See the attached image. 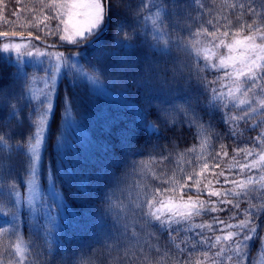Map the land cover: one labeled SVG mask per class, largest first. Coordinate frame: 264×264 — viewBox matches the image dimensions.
<instances>
[{"label":"snow or ice","instance_id":"1","mask_svg":"<svg viewBox=\"0 0 264 264\" xmlns=\"http://www.w3.org/2000/svg\"><path fill=\"white\" fill-rule=\"evenodd\" d=\"M47 7L54 14L41 23L58 21L45 25L46 35L73 45L67 56L46 50L55 44L0 40V264H57L53 230L37 215L55 220L62 187L92 195L90 177L64 169L60 126L76 121L77 89L103 90L109 78L122 97H139L137 124L152 135L138 147L129 141L119 176L105 170L100 231L87 254L71 249L65 264H85V256L87 264H256L252 249L264 256V0L208 7L205 0H51ZM109 29L111 42L82 63ZM8 66L15 71L6 73ZM65 80L61 95L56 85ZM241 124L258 134L229 158L223 139L242 137ZM184 128L197 144L181 151L179 137L164 133ZM25 209L35 221L27 240Z\"/></svg>","mask_w":264,"mask_h":264},{"label":"trees","instance_id":"2","mask_svg":"<svg viewBox=\"0 0 264 264\" xmlns=\"http://www.w3.org/2000/svg\"><path fill=\"white\" fill-rule=\"evenodd\" d=\"M49 3H51V0H0V18H4L5 20L2 27H0V32H8V35L32 36L34 38L28 39L34 43H37L35 39L37 36L44 42L53 44L62 43L58 37L55 38L46 35V29L50 28L52 24L56 27L58 23L57 20L49 19L41 23L44 16L52 17L54 14L55 10L47 7ZM205 3L206 7H208L211 4V0H205ZM215 3L219 5L221 0H215ZM8 7L9 9H11V7H13V9L18 7L16 12L22 8V13L25 14L26 12L28 14L29 18H31V22L26 25L28 28L25 30L9 29L7 26ZM29 18L27 17L28 21ZM37 18L41 19L40 26L36 21ZM115 19L116 17L114 15V22ZM45 25H47L48 28H46ZM110 33L111 29H109V33L106 34L104 40L97 42L95 48L88 49L87 53L80 58L82 63L87 64L89 61H92L94 57L99 54V50L102 49L105 44L111 42ZM0 40L11 42L10 39ZM57 49L66 52V55L75 50V48L67 47H54L48 50L52 51ZM176 55L183 57V53H177ZM0 67H3V65H0ZM28 70L31 71L30 68ZM4 71L6 73H12L15 69L14 67L8 66L4 68ZM211 78L212 75H209V79ZM66 84L67 80L59 83L57 87L61 95L63 94V89ZM106 84L108 86L103 90H93L90 94L85 89H77L75 99L76 109L74 110L76 121L71 127L67 124L60 126V133L64 134L66 137L64 149L61 154V158L64 161V169H71L78 174L90 177L89 188L92 191V195L90 197L82 193L77 195L75 187L69 189L61 186L62 200L64 203L61 207L53 211L55 220L50 221L48 218H38L41 225L50 227L53 230L52 239L54 240L55 246L58 247V251L55 255L57 264H65V261H70L71 249H77V251H79L80 248H83V252L85 254L88 253L87 246L93 244V238L99 233L100 225L103 222L100 212L103 189L107 182L104 175L105 170L115 172L116 175L119 176L123 170L121 162L123 160V154L128 151L127 146L129 141L138 139V147L139 143H143L144 139L152 135L150 132H145V130L137 124V120L139 119L137 105L143 107L139 97H122L119 86H111V78L106 81ZM57 116L59 118V112ZM25 126L27 127V124H25ZM216 129L222 134L226 132L225 126L218 122V117ZM240 130L243 131V136L238 140L234 141L228 136H225L223 139V143L228 146L227 151L229 158L233 155L234 148L242 147L245 144L250 145L249 138L255 137L258 134L256 131H249L248 126L244 124L240 125ZM53 132H55V126H53ZM193 132L194 130L189 131L187 128H184L175 134L172 132H165L164 135L169 139L179 137L177 143L182 151L197 144ZM153 139H155L154 136ZM165 142L164 140L161 141V143ZM213 143L218 147V142L215 139H213ZM53 158L55 157L53 156ZM227 162L228 160L226 158L225 163ZM118 164L120 165V170H117ZM41 185L46 194L48 184L46 182H41ZM21 191H25L23 185L21 186ZM117 195H119V191H117ZM240 207L243 209L246 205L242 203ZM24 212L25 214L21 221V231L24 238L27 240L33 238V226L35 221L31 213H26L25 210ZM219 215L221 218H225L228 213H219ZM3 219V217H0V221H3ZM197 219L199 220L200 218ZM203 219L207 220L209 218L205 216ZM43 230L42 228L41 233H43ZM40 242L41 244L43 243L42 240ZM66 242L71 243L68 244ZM94 246L97 248L100 247L98 244ZM251 255L252 257H256L258 261L259 257L255 248L252 249ZM85 264H87L86 256Z\"/></svg>","mask_w":264,"mask_h":264},{"label":"rangeland","instance_id":"3","mask_svg":"<svg viewBox=\"0 0 264 264\" xmlns=\"http://www.w3.org/2000/svg\"><path fill=\"white\" fill-rule=\"evenodd\" d=\"M18 7H20V6H18ZM18 7H16V8H14L13 9V7H11V9H9V7H8V10H7V26L9 27V29L11 30H14V29H17V30H25L26 28H28L26 25L27 24H29L30 22H31V18H29V16H28V14L25 12V14H23L22 13V8H20V10L18 11V12H16L17 10H18ZM27 17L29 18V21H28V19H27ZM0 27H2V25L4 24V22H5V20H4V18H0ZM40 20L41 19H39V18H37V23H38V25L40 24ZM36 21H35V24H36ZM32 22H33V20H32ZM41 25H43V24H41ZM40 26V25H39ZM62 27V26H61ZM50 28H52V29H55V27L53 26V24L51 25V27ZM47 30L48 29H46V32H47ZM62 34V33H61ZM48 36H52V37H55V38H57L58 37V39H59V36L55 33V32H53L51 35H48ZM0 38H2V37H0ZM11 40V42H17V43H27L30 39H10ZM61 42V41H60ZM46 43H48V44H50V45H52L53 43H49V42H46ZM31 44H34V45H37V46H39V47H41V46H46L45 44H43L42 42H41V40L39 41V40H37V43H34V42H31ZM39 44V45H38ZM56 45V47L57 48H60V47H67V46H71V44H67V45H65L63 42L62 43H60V44H55ZM41 48H45V47H41ZM67 48H70V47H67ZM46 50H48V49H46ZM49 51V50H48ZM53 52H63L64 54H65V56H67L66 55V52H64V51H59V49H57V50H52ZM58 85H59V83L56 85V87H58ZM34 87L37 89V93L39 94V90L43 87V84H42V82H37L36 83V85H34ZM45 137L47 138V129H46V131H45ZM41 195H44L45 194V191H44V189H43V187H42V185H41V193H40ZM49 199H51V198H49ZM62 199V198H61ZM55 210V208L53 209V211ZM25 211H26V213H30V212H27V210L25 209ZM32 215V214H31ZM39 217H43V218H45V219H47L48 217L47 216H45V215H43V214H38L37 215V218H39ZM261 252H264V249H261L260 250ZM258 261H257V264H264V256H260V255H258Z\"/></svg>","mask_w":264,"mask_h":264},{"label":"water","instance_id":"4","mask_svg":"<svg viewBox=\"0 0 264 264\" xmlns=\"http://www.w3.org/2000/svg\"><path fill=\"white\" fill-rule=\"evenodd\" d=\"M28 38H34L32 36H23V35H8V37L6 39H28ZM5 39V38H2ZM40 41V40H39ZM43 44L45 45H50L46 42L41 41ZM70 48H74V46H68Z\"/></svg>","mask_w":264,"mask_h":264}]
</instances>
